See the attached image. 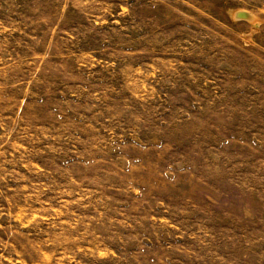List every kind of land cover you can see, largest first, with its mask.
Segmentation results:
<instances>
[{
    "label": "rangeland",
    "instance_id": "1",
    "mask_svg": "<svg viewBox=\"0 0 264 264\" xmlns=\"http://www.w3.org/2000/svg\"><path fill=\"white\" fill-rule=\"evenodd\" d=\"M0 264H264V0H0Z\"/></svg>",
    "mask_w": 264,
    "mask_h": 264
},
{
    "label": "water",
    "instance_id": "2",
    "mask_svg": "<svg viewBox=\"0 0 264 264\" xmlns=\"http://www.w3.org/2000/svg\"><path fill=\"white\" fill-rule=\"evenodd\" d=\"M237 17L238 18H243V19H246V18H248V13H246V12H244V11H241V12H239L238 14H237Z\"/></svg>",
    "mask_w": 264,
    "mask_h": 264
},
{
    "label": "bare ground",
    "instance_id": "3",
    "mask_svg": "<svg viewBox=\"0 0 264 264\" xmlns=\"http://www.w3.org/2000/svg\"><path fill=\"white\" fill-rule=\"evenodd\" d=\"M239 12H241V11H239ZM239 12H238V13H239ZM248 19H249V20H252V16L249 15V14H248Z\"/></svg>",
    "mask_w": 264,
    "mask_h": 264
}]
</instances>
